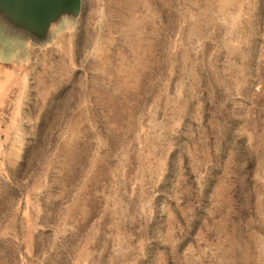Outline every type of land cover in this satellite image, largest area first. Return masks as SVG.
Here are the masks:
<instances>
[{
    "label": "rangeland",
    "instance_id": "374dc122",
    "mask_svg": "<svg viewBox=\"0 0 264 264\" xmlns=\"http://www.w3.org/2000/svg\"><path fill=\"white\" fill-rule=\"evenodd\" d=\"M62 36L0 80V264H264V0H82Z\"/></svg>",
    "mask_w": 264,
    "mask_h": 264
},
{
    "label": "water",
    "instance_id": "95a60500",
    "mask_svg": "<svg viewBox=\"0 0 264 264\" xmlns=\"http://www.w3.org/2000/svg\"><path fill=\"white\" fill-rule=\"evenodd\" d=\"M81 11L82 0H0V80L59 42Z\"/></svg>",
    "mask_w": 264,
    "mask_h": 264
}]
</instances>
